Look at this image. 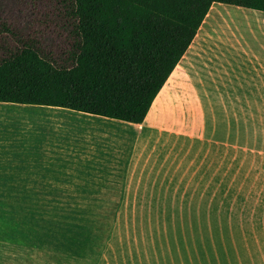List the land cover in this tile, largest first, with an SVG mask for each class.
Returning a JSON list of instances; mask_svg holds the SVG:
<instances>
[{"label": "rangeland", "instance_id": "obj_1", "mask_svg": "<svg viewBox=\"0 0 264 264\" xmlns=\"http://www.w3.org/2000/svg\"><path fill=\"white\" fill-rule=\"evenodd\" d=\"M206 46L197 34L193 63L151 109L174 130L144 147L143 183L88 192L0 176V264H264V88L208 73Z\"/></svg>", "mask_w": 264, "mask_h": 264}, {"label": "trees", "instance_id": "obj_2", "mask_svg": "<svg viewBox=\"0 0 264 264\" xmlns=\"http://www.w3.org/2000/svg\"><path fill=\"white\" fill-rule=\"evenodd\" d=\"M214 4L264 12V0H0V103L140 124Z\"/></svg>", "mask_w": 264, "mask_h": 264}, {"label": "crops", "instance_id": "obj_3", "mask_svg": "<svg viewBox=\"0 0 264 264\" xmlns=\"http://www.w3.org/2000/svg\"><path fill=\"white\" fill-rule=\"evenodd\" d=\"M211 8L196 31L209 50L199 61L223 83L231 74H254L249 77L254 83L251 87L263 89L264 12L225 4ZM218 20L225 25L222 31ZM214 43L223 44L221 52ZM186 51L165 85L170 77L183 76L181 67L193 63V56L182 62ZM152 107L140 124H133L65 108L0 103L4 108L0 110V176L85 186L88 192L122 193L123 188L114 187L141 184L153 176L143 156L151 136L174 130L158 119H149ZM19 141L22 145H16Z\"/></svg>", "mask_w": 264, "mask_h": 264}, {"label": "bare ground", "instance_id": "obj_4", "mask_svg": "<svg viewBox=\"0 0 264 264\" xmlns=\"http://www.w3.org/2000/svg\"><path fill=\"white\" fill-rule=\"evenodd\" d=\"M210 16V13H209V15L207 16V18Z\"/></svg>", "mask_w": 264, "mask_h": 264}]
</instances>
